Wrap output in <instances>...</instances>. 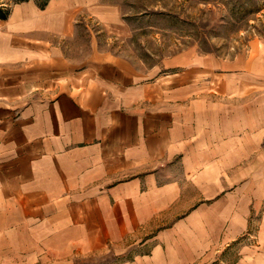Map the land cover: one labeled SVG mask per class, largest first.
<instances>
[{"label": "crops", "instance_id": "0c3cea01", "mask_svg": "<svg viewBox=\"0 0 264 264\" xmlns=\"http://www.w3.org/2000/svg\"><path fill=\"white\" fill-rule=\"evenodd\" d=\"M87 3L22 1L0 18V264L97 252L165 218L163 242L129 264H178L169 239L236 238L262 191L236 74L187 54L142 70L92 42L77 59Z\"/></svg>", "mask_w": 264, "mask_h": 264}, {"label": "rangeland", "instance_id": "374dc122", "mask_svg": "<svg viewBox=\"0 0 264 264\" xmlns=\"http://www.w3.org/2000/svg\"><path fill=\"white\" fill-rule=\"evenodd\" d=\"M22 1L37 4L44 0H0L9 11ZM49 1V0H48ZM77 23L72 54L85 60L95 46L100 52L121 56L142 70L161 67L171 57L210 56L226 64L241 83L240 103L247 118L258 126L259 189L264 186V0H87ZM94 12V13H92ZM98 13V14H96ZM105 14V18L100 14ZM78 16V17H79ZM98 16V17H97ZM95 44L94 47L91 43ZM92 47V48H91ZM179 71V70H178ZM229 72V71H228ZM248 113V114H247ZM246 118V117H245ZM256 162V161H255ZM251 174L243 177L248 184ZM257 198L261 205L251 208L243 232L230 239L225 232L211 234L204 251L195 240L165 241V248L179 256L178 264H264V193ZM255 192V190L253 191ZM253 202L256 200L253 198ZM180 214V213H179ZM161 225L130 235L107 249L89 253L67 251L65 257L51 253L45 262L35 264H129L148 255L156 245ZM183 230V228H180ZM159 233V234H158ZM188 235L173 233L175 237ZM134 237V238H133ZM176 241V242H177ZM190 245V248L185 246ZM191 245L193 250L191 251ZM169 246V247H168ZM195 247V248H194ZM164 248V249H165ZM203 248V246H202ZM196 254L190 261L188 253ZM174 253V254H175ZM199 254V255H197ZM189 259V260H188Z\"/></svg>", "mask_w": 264, "mask_h": 264}, {"label": "trees", "instance_id": "16d2710c", "mask_svg": "<svg viewBox=\"0 0 264 264\" xmlns=\"http://www.w3.org/2000/svg\"><path fill=\"white\" fill-rule=\"evenodd\" d=\"M48 2V0H44L43 3H41L39 6L43 7L46 3ZM7 11H4L1 7H0V18H4L7 15Z\"/></svg>", "mask_w": 264, "mask_h": 264}]
</instances>
